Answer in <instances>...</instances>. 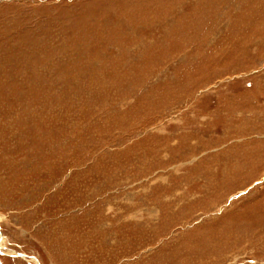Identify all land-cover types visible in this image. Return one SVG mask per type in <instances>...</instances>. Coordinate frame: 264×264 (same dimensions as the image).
Masks as SVG:
<instances>
[{
  "label": "rangeland",
  "instance_id": "1",
  "mask_svg": "<svg viewBox=\"0 0 264 264\" xmlns=\"http://www.w3.org/2000/svg\"><path fill=\"white\" fill-rule=\"evenodd\" d=\"M0 264H264V0H0Z\"/></svg>",
  "mask_w": 264,
  "mask_h": 264
}]
</instances>
